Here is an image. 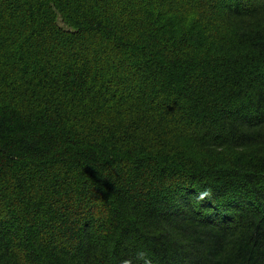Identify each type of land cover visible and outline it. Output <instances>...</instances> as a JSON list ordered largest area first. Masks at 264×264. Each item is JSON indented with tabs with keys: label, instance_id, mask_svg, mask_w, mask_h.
Instances as JSON below:
<instances>
[{
	"label": "clouds",
	"instance_id": "obj_1",
	"mask_svg": "<svg viewBox=\"0 0 264 264\" xmlns=\"http://www.w3.org/2000/svg\"><path fill=\"white\" fill-rule=\"evenodd\" d=\"M261 73L264 0H0V264H264Z\"/></svg>",
	"mask_w": 264,
	"mask_h": 264
},
{
	"label": "trees",
	"instance_id": "obj_2",
	"mask_svg": "<svg viewBox=\"0 0 264 264\" xmlns=\"http://www.w3.org/2000/svg\"><path fill=\"white\" fill-rule=\"evenodd\" d=\"M60 19L61 25L67 23L63 20L62 16ZM61 25H58V27H61ZM261 75L264 76V73H261ZM262 83H264V80H262ZM163 103L165 105V110H167V102L165 101ZM172 103L174 104L175 101ZM253 126L254 124L252 122H245L243 129L233 136L231 143L234 146L240 147H247L257 143L264 144V132L250 131L249 129ZM248 163L250 164L251 162ZM83 170L93 178L94 182L101 184L104 182L103 177L99 174L98 170L95 169L94 165L89 166L85 164ZM247 178L251 179L252 177L249 176ZM190 187L195 188L194 185ZM198 196V190L186 191L185 189H180L176 193L170 194V199H175L182 209H186L189 213H194V216L199 218L202 222H207V227H213L215 224L240 218L239 211L231 207L230 202L218 198L215 191L212 196L204 197L202 200H198ZM244 199H246V197H236L231 203H243Z\"/></svg>",
	"mask_w": 264,
	"mask_h": 264
}]
</instances>
